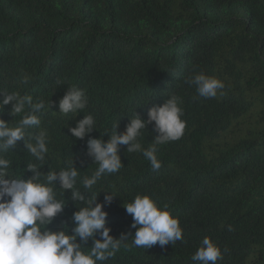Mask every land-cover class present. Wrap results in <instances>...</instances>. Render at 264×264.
<instances>
[{"label": "trees", "instance_id": "trees-1", "mask_svg": "<svg viewBox=\"0 0 264 264\" xmlns=\"http://www.w3.org/2000/svg\"><path fill=\"white\" fill-rule=\"evenodd\" d=\"M193 70L221 79L222 94L198 97L185 82ZM72 85L86 91L88 105L65 116L59 101ZM0 90L45 100L41 125L27 130L49 138L42 171L73 157L81 177L98 167L89 138L107 141L114 123L123 132L135 115L147 120L150 108L178 95L186 128L159 146L162 167L154 171L142 152L121 146L123 167L93 191L99 203L114 195L104 205L113 237L135 233L123 205L147 194L179 217L183 240L121 250L105 264H193L205 236L228 249L218 264H264V0H0ZM10 109L0 118L14 126L21 117ZM87 114L97 129L72 137ZM156 135L148 124L142 147ZM5 155L14 174L33 161L22 141ZM77 187L84 191L79 178ZM65 199L49 228L71 233L76 202L70 191Z\"/></svg>", "mask_w": 264, "mask_h": 264}, {"label": "clouds", "instance_id": "clouds-1", "mask_svg": "<svg viewBox=\"0 0 264 264\" xmlns=\"http://www.w3.org/2000/svg\"><path fill=\"white\" fill-rule=\"evenodd\" d=\"M23 82L26 83L27 78ZM185 82L195 88L198 97L205 99L215 98L226 87L221 79L195 70ZM0 95H3L0 115L5 106L11 105L9 115L21 117L14 126L0 118V264H105L121 250L150 249L157 244L163 248L183 240L179 217L172 214L168 204L161 205L147 194H138L132 202L123 205L132 216L130 227L136 229L135 233L113 237L111 228L106 226L108 213L104 205L110 204L114 195H106L104 203H99L98 193L93 191L104 175L117 173L123 167L121 146H127L128 153L142 152L154 171L162 167L157 155L159 146L179 140L185 132L181 97L170 95L162 105L150 108L147 120L135 115L123 132H118V123H114L111 131L105 132L110 134L107 141L103 135L89 138L87 153L98 167L92 175L81 177L73 157L59 170L42 171L49 153V138L45 131L30 134L27 130L41 125L39 114L46 107L45 100L34 101L32 95H22L18 91L0 90ZM87 105L86 91L72 85L60 99L58 112L65 116L77 114ZM148 124L154 125L157 135L147 148H143L139 138ZM94 129H97L96 119L87 114L69 131L72 137L82 140ZM21 141L33 161L26 164L22 173L14 174L12 160L5 154ZM26 172L32 175L24 178ZM78 178L84 191L77 187ZM69 191L71 200L76 202L77 210L72 215L75 227L71 233L68 227L53 231L49 225L64 211L65 193ZM77 203L82 206L77 207ZM233 230L228 225V231ZM89 241L91 246H88ZM227 251L205 236L191 261L193 264H218Z\"/></svg>", "mask_w": 264, "mask_h": 264}]
</instances>
